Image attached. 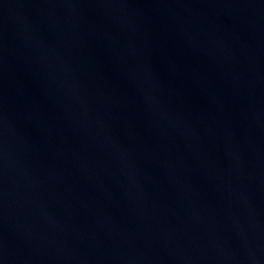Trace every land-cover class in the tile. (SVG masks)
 I'll return each instance as SVG.
<instances>
[{"label": "water", "instance_id": "1", "mask_svg": "<svg viewBox=\"0 0 264 264\" xmlns=\"http://www.w3.org/2000/svg\"><path fill=\"white\" fill-rule=\"evenodd\" d=\"M0 264H264V0H0Z\"/></svg>", "mask_w": 264, "mask_h": 264}]
</instances>
